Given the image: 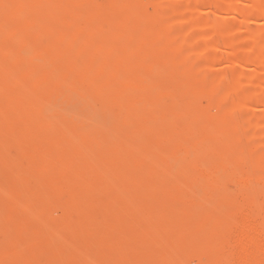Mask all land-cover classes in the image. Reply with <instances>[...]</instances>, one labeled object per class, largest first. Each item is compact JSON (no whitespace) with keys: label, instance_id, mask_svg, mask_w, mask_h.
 <instances>
[{"label":"rangeland","instance_id":"1","mask_svg":"<svg viewBox=\"0 0 264 264\" xmlns=\"http://www.w3.org/2000/svg\"><path fill=\"white\" fill-rule=\"evenodd\" d=\"M0 264H264V0H0Z\"/></svg>","mask_w":264,"mask_h":264}]
</instances>
